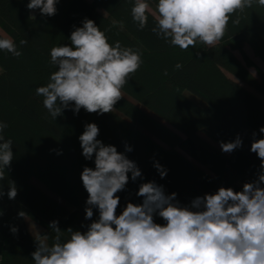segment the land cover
I'll list each match as a JSON object with an SVG mask.
<instances>
[{"label": "trees", "instance_id": "trees-1", "mask_svg": "<svg viewBox=\"0 0 264 264\" xmlns=\"http://www.w3.org/2000/svg\"><path fill=\"white\" fill-rule=\"evenodd\" d=\"M29 2L0 0V36L13 38L22 52L17 58L0 50V121L8 124L3 134L13 141L14 153L0 184L7 193L13 181L18 191L14 200L6 194L0 199V264H34V237L48 235L51 244L56 235L49 227L53 220L61 231L71 227L83 232L98 219L97 209L91 220L85 219L88 194L80 178L84 167H95L94 157L82 156L79 141L87 123L97 124V139L125 153L142 172L116 194L117 215L128 202L142 203L136 195L141 183L155 181L187 206L220 187L241 191L244 183L257 179L260 160L250 146L253 132L255 139L264 138L259 132L264 127V69L249 59L243 45L248 43L264 62V7L246 9L238 25L230 19L224 37L211 49L197 43L195 49L182 51L151 31V14L148 27L137 29L130 13L132 0H59L52 17L31 12ZM149 2L155 10L157 0ZM85 18L106 30L110 43L139 49L143 63L123 87L124 97L113 112L65 110L55 120L36 89L57 70L50 63L51 49L70 44L71 32ZM21 39L28 43L20 46ZM177 63L183 67L176 69ZM238 134L243 146L231 154L222 152L220 142L233 141ZM125 144L133 151L125 152ZM156 162L167 170L163 179ZM21 211L24 217L18 215ZM154 221L166 223L158 215ZM11 227L18 232L13 234ZM67 238L63 233L62 239Z\"/></svg>", "mask_w": 264, "mask_h": 264}, {"label": "clouds", "instance_id": "clouds-1", "mask_svg": "<svg viewBox=\"0 0 264 264\" xmlns=\"http://www.w3.org/2000/svg\"><path fill=\"white\" fill-rule=\"evenodd\" d=\"M58 2L30 0L27 8L52 17ZM254 4L264 7V0H157L154 11L149 0H132L130 13L138 30L148 27L151 14V31L170 46L187 51L195 49L197 43L210 49L218 45L230 19L238 25L240 14ZM19 43L24 46L28 40ZM0 50L17 58L22 55L7 35L0 36ZM50 63L57 70L45 86L36 89V95L43 97L44 108L56 120L65 110L74 114L81 109L98 115L113 112L124 97L123 87L143 60L139 49L123 46L120 41L110 43L106 30L85 18L82 26L71 32L70 44L51 49ZM182 67L175 65L176 69ZM7 127L0 121V181L5 180L14 159L13 141L3 134ZM259 132L264 133V127ZM99 133L97 124L87 123L79 136L82 156L86 160L94 157L95 165L84 167L80 176L88 194L85 219H92L93 209L98 210V219L83 232L71 227L61 231L59 222L51 221L49 227L56 234L51 244L48 235L34 237V264H264V138L255 139L257 133H252L250 151L259 158L262 171L257 179L244 183L241 191L220 187L185 206L177 200V193L166 194L163 185L150 181L141 183L136 193L143 198L142 203L128 202L117 215L120 197L116 194L125 190L130 179L135 182L141 178L142 172L125 153L97 139ZM219 146L231 154L243 141L238 134ZM131 151L125 144V152ZM154 167L162 179L167 175L158 162ZM5 194L9 200L16 198L13 181H9L7 193L0 184V199ZM18 215L24 217L25 212ZM156 215L166 223H156ZM10 231L16 234L18 228ZM65 232L68 238L62 239Z\"/></svg>", "mask_w": 264, "mask_h": 264}, {"label": "rangeland", "instance_id": "rangeland-1", "mask_svg": "<svg viewBox=\"0 0 264 264\" xmlns=\"http://www.w3.org/2000/svg\"><path fill=\"white\" fill-rule=\"evenodd\" d=\"M154 11V10H153ZM243 49H244V52L247 54V56L249 57V59L252 61V62H254L257 66H259V67H261L262 69H264V62L262 61V59L259 57V56H257L254 52H253V50L251 49V47L249 46V44L248 43H244V45H243ZM234 53L239 57V58H241V55L239 54V52L238 51H234ZM250 69L252 70V71H254V68L253 67H250ZM263 98V97H262ZM263 100H264V98H263ZM36 182H38L37 180H35ZM38 184L41 186V187H43V185L41 184V183H39L38 182ZM60 199V198H59ZM29 227H30V229L33 231V232H37V230H36V228H35V226L33 225V224H31V223H29Z\"/></svg>", "mask_w": 264, "mask_h": 264}, {"label": "crops", "instance_id": "crops-1", "mask_svg": "<svg viewBox=\"0 0 264 264\" xmlns=\"http://www.w3.org/2000/svg\"><path fill=\"white\" fill-rule=\"evenodd\" d=\"M2 237H1V235H0V252H1V247H2Z\"/></svg>", "mask_w": 264, "mask_h": 264}]
</instances>
